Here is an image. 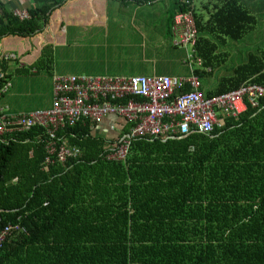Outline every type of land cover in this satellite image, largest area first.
Returning a JSON list of instances; mask_svg holds the SVG:
<instances>
[{"label":"trees","instance_id":"obj_1","mask_svg":"<svg viewBox=\"0 0 264 264\" xmlns=\"http://www.w3.org/2000/svg\"><path fill=\"white\" fill-rule=\"evenodd\" d=\"M67 1L32 0L27 19L19 20L0 0V47L41 50L27 69L52 70L48 28L62 27L50 19ZM95 1L102 16L104 0ZM173 5L172 19L186 8L181 0ZM190 9L201 59V67L190 68L201 78L211 72L214 42L241 40L256 19L237 0H216L205 20ZM3 62L0 52V72ZM245 82L264 88V50L249 54L205 96ZM93 128L81 120L60 131L57 137L81 155L46 167L44 130L2 138L0 231L7 224L19 231L4 240L0 264H264V100L224 119L210 136L134 140L123 163L104 160L114 142L94 137Z\"/></svg>","mask_w":264,"mask_h":264},{"label":"built area","instance_id":"obj_2","mask_svg":"<svg viewBox=\"0 0 264 264\" xmlns=\"http://www.w3.org/2000/svg\"><path fill=\"white\" fill-rule=\"evenodd\" d=\"M183 2L185 10L173 17L172 42L176 47H187L193 52L197 31L190 3ZM12 13L19 20L28 17L22 10L13 9ZM3 59L13 60L14 56L4 54ZM194 65L199 68L201 62H194ZM52 83L50 108L16 115L0 109V143L7 135L26 133L35 128L44 130L45 167L80 157V150L58 138L57 134L81 120H88L97 127L104 119L114 117L128 126L124 134L113 139L110 147L105 146L103 154L107 162L123 163L134 140L166 142L183 140L190 135L210 136L222 129L224 119L237 118L248 106L255 108L264 100V88L250 82L221 94L205 96L200 90L199 78L190 66L186 78L56 75ZM9 86V82L3 83L0 94ZM12 231L19 229L7 224L0 231V249Z\"/></svg>","mask_w":264,"mask_h":264},{"label":"rangeland","instance_id":"obj_3","mask_svg":"<svg viewBox=\"0 0 264 264\" xmlns=\"http://www.w3.org/2000/svg\"><path fill=\"white\" fill-rule=\"evenodd\" d=\"M214 2L215 0H192L194 13L201 14L202 20H205L206 12L211 11ZM204 4L207 11L200 8V5ZM112 5L108 7L106 28L93 30L94 34L90 37L76 36L68 41L65 39L62 44H53V65L59 68V74L130 76L144 74L143 71L149 69L152 71L153 67L160 70V66L165 67L169 71L168 74L173 76L186 74L182 65L184 49L172 47L173 39L167 33L172 0L160 1L139 9L127 7L117 11L116 8L118 14L137 16L132 18L135 29L131 32L118 30V21L114 24L110 17ZM254 17V30L241 40L224 39L214 42L216 47L212 54L214 63L210 66L211 72L199 79L203 91L213 90L222 78L231 76L232 70L245 63L249 54L264 50V15ZM82 69L84 71L81 72ZM115 72L117 74H114ZM18 79H23L22 84L29 83L24 86V91L17 92V95L13 92L12 96L8 97L7 100L12 106H18L19 110L33 106L44 108L42 106L51 101L50 80L45 72L30 76L10 74L11 83L17 85V88Z\"/></svg>","mask_w":264,"mask_h":264},{"label":"crops","instance_id":"obj_4","mask_svg":"<svg viewBox=\"0 0 264 264\" xmlns=\"http://www.w3.org/2000/svg\"><path fill=\"white\" fill-rule=\"evenodd\" d=\"M2 1L7 2V7H9L8 9H12V10L17 9V10L25 11V9L32 6L31 5L32 0H2ZM161 1H165V0H161ZM175 1L176 0H172V7L170 8L171 13L169 15L168 24H167V33L171 35V37H172L171 28H172V23H173L172 15L174 13L173 3H175ZM181 1H184V0H181ZM157 2H160V1H155L152 4H138V3H135L134 1L120 3L119 1H115V0H104L102 1V3L104 4L103 14L102 16H99L98 14L100 10L97 8L98 7L97 1L81 0V2H79V0H74V1L69 0L66 2V4H64V7L61 10L62 12L58 14V12L56 11L57 13H54L50 19L51 23H57L60 21L63 22L62 27L59 29L60 31L59 30L57 31L56 28L53 30L51 29V27H49L48 37L51 40V45L53 47V44H58L59 42L61 44L64 43L65 39L68 41V39H75L74 37L76 36H84V37L92 36L94 34L93 30L106 28L107 22H108V7L110 4H113L112 5L113 7L111 8V13H110V15L112 16L110 17L112 21L114 22V24L116 23V21H118V30L121 32H124L123 29H125V32L126 31L131 32L132 30L135 29L134 24H133L134 21H132V18L135 19L137 18V16L131 17V16H126L124 14H118L117 11H119L120 8H127V7H133L134 9H139L147 5H153L154 3H157ZM237 2L241 6L246 8L252 15H260V16L264 15V0H237ZM189 3H190V6L192 7V0H189ZM116 8H118L117 11H116ZM200 8L202 10L207 11L205 4L200 5ZM207 13L208 12H206V14ZM144 16H142V19L144 18ZM95 18L98 21H95ZM54 27H56V24H54ZM108 33L109 32H103V34H108ZM171 43H172V47L183 48V47H176L173 45V42ZM195 45H196V42H195ZM15 46L12 48L10 47L3 48V46L0 47V52H2L3 55L12 54L14 56L13 60L3 59L5 68L3 72H0V74L2 75V79H4V76L7 77L4 83L9 82L10 86L7 88V90L4 93L0 94V109H2L4 113L10 114V115L12 114L16 115V114H23V113H28L31 111L44 110V109L50 108L52 98L49 103L44 104L42 106L44 108H38L39 106H33L32 108L23 107L24 109L22 110H19L18 106H12L10 102L7 100L9 96H12L13 92L17 95V92L24 91V86L27 83H29L27 82L25 84H22L24 82L23 79H18L19 88H17V85L14 86L11 83V80H10L11 73H14L17 75H29V76L33 74L38 75L40 73L37 70L27 69V67L30 64H32L34 61H37L38 59H40V57L42 56L41 50L33 51L32 53V52H29V47H24L19 44H16ZM11 49L13 51H10ZM183 49H184L185 56H184V60L182 61V65H184L185 67L186 74L180 75V76H173L171 74H168L169 71L165 67L160 66L161 67L160 70H158L157 67H155V69L153 67L152 71L149 69V70L143 71L144 74L130 75V76H147V77L149 76L150 77L151 76H168V77L186 78L187 76H189L190 63L192 65L194 62H197V61L201 62V59L196 54L195 46L193 47V52H191L190 49L187 51V47ZM23 51L27 53V56H16L15 55V54L18 55L20 52H23ZM188 55L191 56V59L188 58ZM23 69H27V71L25 72L23 71ZM58 71L60 70L55 65L52 66V70H50L49 72L42 71V72H45L49 76L50 89H51L52 96H53L52 79L56 75H62V74H59ZM82 71L84 70L82 69L81 72ZM76 72L78 73L79 71H76ZM114 74H117V72H115ZM69 75H74V74H69ZM87 76H91V75H87ZM104 76L105 77H130V76H118V75H115V76L104 75ZM94 77H97V76H94ZM200 90L204 95L207 92V91H203L201 86H200ZM123 128H124V124L119 119H116L114 117H108L104 119V121L101 124H99V126L93 128L91 135H93L94 137H103L104 139L110 141V140H113L118 135H120L123 131Z\"/></svg>","mask_w":264,"mask_h":264}]
</instances>
